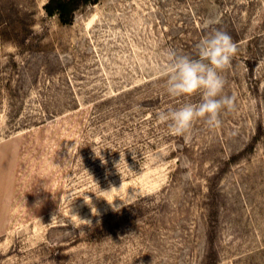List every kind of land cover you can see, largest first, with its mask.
Returning <instances> with one entry per match:
<instances>
[{
    "label": "rangeland",
    "instance_id": "1",
    "mask_svg": "<svg viewBox=\"0 0 264 264\" xmlns=\"http://www.w3.org/2000/svg\"><path fill=\"white\" fill-rule=\"evenodd\" d=\"M0 0V264H264V0ZM238 52L221 126L172 135L167 52Z\"/></svg>",
    "mask_w": 264,
    "mask_h": 264
},
{
    "label": "clouds",
    "instance_id": "2",
    "mask_svg": "<svg viewBox=\"0 0 264 264\" xmlns=\"http://www.w3.org/2000/svg\"><path fill=\"white\" fill-rule=\"evenodd\" d=\"M195 56L169 49L165 69L166 92L172 97L200 95L196 103L186 102L179 107L158 113L172 135L187 137L194 124L203 120L209 128L221 126L224 111L235 109L236 97L226 94L223 72L238 52L232 36L221 28H213L196 45Z\"/></svg>",
    "mask_w": 264,
    "mask_h": 264
},
{
    "label": "trees",
    "instance_id": "3",
    "mask_svg": "<svg viewBox=\"0 0 264 264\" xmlns=\"http://www.w3.org/2000/svg\"><path fill=\"white\" fill-rule=\"evenodd\" d=\"M99 0H47L45 12L49 16H57L62 25L71 24L75 13L83 6L96 3Z\"/></svg>",
    "mask_w": 264,
    "mask_h": 264
}]
</instances>
